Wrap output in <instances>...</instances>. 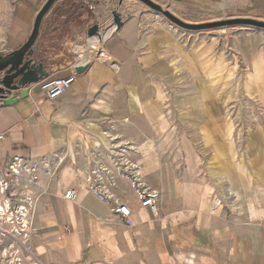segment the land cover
Masks as SVG:
<instances>
[{
	"label": "crops",
	"instance_id": "0c3cea01",
	"mask_svg": "<svg viewBox=\"0 0 264 264\" xmlns=\"http://www.w3.org/2000/svg\"><path fill=\"white\" fill-rule=\"evenodd\" d=\"M46 1L0 0V52H13L27 42ZM152 1L211 17L264 18V0ZM81 2L59 0L42 21L34 58L49 76L69 74L80 49L97 38L88 33L91 39L84 38L83 27L76 26ZM122 22L119 29L112 25L108 37L100 32L97 38L117 65L91 57L80 63L87 69L53 103L46 100L38 82L27 87L25 96L18 94L14 104L0 106V135H5L0 140V163L7 164L15 154L66 156L39 212L38 257L43 256V264H264V240L263 244L259 240L260 235L264 238V205L257 208L258 202L249 196L247 213H239L237 203L231 213L195 211L205 203L199 193L205 185L192 176L179 179L178 168L161 159L156 145L149 146L158 137L177 61L172 63L150 46L137 16L128 15ZM180 57L188 58L182 52ZM252 74V91L264 97V86L259 85L264 70L253 69ZM219 121L206 126L211 130L210 124ZM213 140L209 157L216 151L227 152L222 134ZM112 146L126 150L125 159L133 165L129 168L159 194V209L154 213L141 208L129 177L117 178L115 194L131 209L132 228L123 225L112 203L86 189L92 152L105 155ZM236 147L230 140L229 154L231 150L234 159ZM256 165L264 179V159ZM261 186L256 194L263 204L264 181ZM68 189L77 194L74 202L64 198Z\"/></svg>",
	"mask_w": 264,
	"mask_h": 264
},
{
	"label": "rangeland",
	"instance_id": "374dc122",
	"mask_svg": "<svg viewBox=\"0 0 264 264\" xmlns=\"http://www.w3.org/2000/svg\"><path fill=\"white\" fill-rule=\"evenodd\" d=\"M81 3L79 6L83 7L82 11L77 10L76 26L83 27L84 38L91 39L87 32L94 25H98L104 35L110 25H115V14L122 20L135 15L142 23V34L150 46H156L172 63L177 61L176 76L166 93L157 127L158 137L152 139L149 146L156 145L162 152L161 159L178 168L179 179L192 176L200 186L205 185V189L199 188L205 203L199 205V210L196 206L195 211L231 213L237 203L236 210L247 213L249 196L256 199L257 208H263L264 199L262 204L256 191L259 192L258 186H263L264 179L256 164L264 159V97L252 91L251 86L254 85L252 70H264V29L237 20L264 22V18L211 17L163 6L184 22L206 26L190 31L138 0H83ZM219 22L225 23L214 25ZM93 36L98 38V35ZM181 52L189 62L180 57ZM109 64L114 66L117 61ZM259 85L264 86V82ZM214 120L220 123L210 124V130L206 124ZM220 134L228 150L221 154L216 151L209 157L213 139ZM230 140L237 146L236 159L231 150L229 154ZM250 181L251 184H247ZM256 184V191L251 192ZM8 232L10 226L0 212V264H43V256L38 257L36 248L42 239L39 237L41 229L32 241L25 232L17 237ZM259 240L263 244L261 235ZM27 245L31 246L26 248Z\"/></svg>",
	"mask_w": 264,
	"mask_h": 264
},
{
	"label": "built area",
	"instance_id": "2783aa9c",
	"mask_svg": "<svg viewBox=\"0 0 264 264\" xmlns=\"http://www.w3.org/2000/svg\"><path fill=\"white\" fill-rule=\"evenodd\" d=\"M81 62L78 53V58L70 66L69 74L50 75L38 83L48 102L56 101L76 81L78 77L76 68ZM4 138L5 135L1 134L0 140ZM117 150L112 146L105 155L99 150L92 152L93 158H90L86 175V189L104 202L112 203L113 211L119 220L124 226L132 228V211L115 194L117 178L129 177L140 200L141 208L149 209L154 213L159 209V194L146 186L135 169L129 168L132 164L129 159H125L126 150ZM65 157L57 153L39 158L15 154L7 164L0 163V204L2 206L0 212L6 216L10 235L17 237L25 232L30 241L37 236V231L40 229L37 226L39 212L49 196L50 185L58 178ZM76 196L73 189L66 190L64 194V198L71 202L76 200ZM28 246L31 245L25 247L28 248Z\"/></svg>",
	"mask_w": 264,
	"mask_h": 264
},
{
	"label": "water",
	"instance_id": "95a60500",
	"mask_svg": "<svg viewBox=\"0 0 264 264\" xmlns=\"http://www.w3.org/2000/svg\"><path fill=\"white\" fill-rule=\"evenodd\" d=\"M59 0H47L36 15L33 30L27 42L19 49L10 52H0V106H7L14 104L17 101V95L25 96L27 87L37 84L41 80L49 76V71L44 68L43 63L37 62L34 58L35 43L37 41L40 27L43 19ZM88 1V0H86ZM122 1V0H119ZM155 12L161 13L177 26L196 31L205 28V25L190 24L184 22L175 16L168 9L152 0H138ZM114 22L116 28L119 29L123 22L119 14L114 15ZM237 22L246 23L258 28L264 29V22L254 19H238ZM225 22L215 23L214 25H221ZM100 27L98 25L92 26L88 30V35H100ZM87 66H79L76 68L78 73L84 72Z\"/></svg>",
	"mask_w": 264,
	"mask_h": 264
},
{
	"label": "bare ground",
	"instance_id": "6f19581e",
	"mask_svg": "<svg viewBox=\"0 0 264 264\" xmlns=\"http://www.w3.org/2000/svg\"><path fill=\"white\" fill-rule=\"evenodd\" d=\"M115 26V25H114ZM113 26L112 25H110V27L107 29V31L104 33V36L105 37H108L110 34H111V32H112V30H113ZM95 40H93L91 43H90V45L91 46H89V47H83V48H81L80 49V52H81V54H80V60H82V61H87V60H89V59H91V57H97L99 60H101V61H104V62H107V63H113L114 61L112 60V61H110V56L106 53V52H104V51H102V44H101V42L97 39V38H94ZM90 51H92V53H90ZM79 52V51H78ZM109 61V62H108ZM235 142V141H234ZM233 141L231 142V146L233 147ZM233 152V151H232ZM234 154V153H233ZM236 156V155H235ZM0 209H2V206H1V204H0Z\"/></svg>",
	"mask_w": 264,
	"mask_h": 264
},
{
	"label": "flooded vegetation",
	"instance_id": "af4514ba",
	"mask_svg": "<svg viewBox=\"0 0 264 264\" xmlns=\"http://www.w3.org/2000/svg\"><path fill=\"white\" fill-rule=\"evenodd\" d=\"M1 236V235H0ZM16 244H17V241L15 240ZM0 248H2V242L0 241Z\"/></svg>",
	"mask_w": 264,
	"mask_h": 264
}]
</instances>
